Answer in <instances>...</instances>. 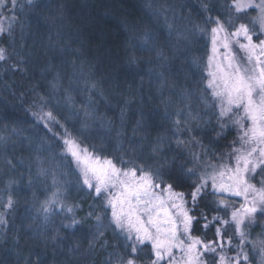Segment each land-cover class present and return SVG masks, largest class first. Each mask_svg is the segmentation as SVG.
<instances>
[{"label":"trees","instance_id":"1","mask_svg":"<svg viewBox=\"0 0 264 264\" xmlns=\"http://www.w3.org/2000/svg\"><path fill=\"white\" fill-rule=\"evenodd\" d=\"M16 2L15 11L4 10L0 14L6 26L10 23L7 18L13 15L24 24L23 31L19 24L13 25L11 37L0 35V47L8 52V59L0 61V214L3 217V223H0V264H23L24 257L29 255L34 264L37 256L43 264H105L110 254L125 251V241L115 229L106 227L104 236L89 251L96 222L86 214L90 211L89 205L99 206L102 201L82 185L80 173L65 151L64 129L78 138L80 146L100 157L113 159L118 167L128 166L119 163L121 157L153 164L152 147L158 138H161L163 148L155 154L159 163L164 162L161 157H175L176 164L183 162L200 172H211L213 169L208 165L234 164L233 150L242 147L241 137L249 129L244 112H233L218 121L219 112L212 107L215 103L207 91L204 59L200 57L197 64H192L191 53L185 57L180 52L176 59L172 54L169 32L159 26L162 20H168L167 16L182 12L192 27L193 36L200 33L199 44L209 51L210 32H198L193 25L204 24L203 5L206 3L212 8L209 14L221 19L225 18L222 13L230 9L224 0H34L32 6L27 0ZM61 11L63 19L57 20V25H62L59 40L61 44L65 40L72 41L70 48L65 47L63 56L58 54V46H50L57 40V28L44 19L59 16ZM249 17H241L242 22L247 23ZM169 21H166L167 25ZM125 25H135L138 34L144 28L152 30V36L158 42L155 46L164 47L167 55L172 56L166 67H159L153 49L139 45L128 47ZM77 47L82 48V55L71 53V48ZM131 51L144 57L139 65L127 64ZM72 61L76 62L75 65ZM81 61H84V75H74V70L77 74L80 72ZM91 64L97 67L89 75ZM149 68L154 70L152 74H149ZM157 71H163L167 81L162 88L155 74ZM57 72L60 73L59 81L55 79ZM85 80L98 81L103 96L97 90H86ZM185 91L191 96L190 107H186L189 102L182 99ZM69 95L71 101L67 100ZM89 96L94 101L96 114L112 121L111 131L91 119L88 120L89 127L81 130L85 116L80 109L87 105ZM205 97L209 98L207 105L202 99ZM169 99L170 103L165 105L163 101ZM177 108L184 112L181 121L187 119L185 114L189 111L199 117L189 120L191 132L183 130L181 124L178 138L186 141V146L178 147L175 143L177 134L173 120ZM121 109H125L123 123ZM47 111L57 117L59 124L45 125L37 118ZM141 118L142 126L134 135L133 129ZM221 123L225 125L223 131ZM118 132L120 136H117ZM193 137L195 141H192ZM193 153L199 157L198 161H193ZM9 160L11 165L7 163ZM188 183L177 190L188 192ZM255 183L259 185L258 179ZM57 190L58 199L65 206H80L75 209V219L81 223L75 228L61 226L66 224L65 215L71 214L59 210L50 215L47 225L44 224L41 205ZM9 195L14 202L11 208L7 207ZM219 198L207 195L199 201V208L209 220L217 214L213 201ZM97 211L104 214L103 222L107 226L110 210L104 212L98 207ZM222 213L218 214L223 216ZM192 214L199 216L200 212ZM204 223V220L194 223L193 234L206 241L216 239L211 224L206 230L201 228ZM56 229H59V235ZM246 231L252 242L264 239L261 235L264 218H257V224ZM53 236L57 237L55 242ZM74 244H79L80 253L70 257L68 249ZM142 249L138 264H146L149 259L150 246L145 244ZM245 250L253 264H260L255 254L260 252L259 248L246 246Z\"/></svg>","mask_w":264,"mask_h":264},{"label":"snow or ice","instance_id":"2","mask_svg":"<svg viewBox=\"0 0 264 264\" xmlns=\"http://www.w3.org/2000/svg\"><path fill=\"white\" fill-rule=\"evenodd\" d=\"M33 2L34 0H27L29 6H32ZM9 4L11 8L8 7ZM227 7L230 11L222 13L225 18L221 19L220 16H211L209 14L212 11L210 4H204L203 11L206 14L204 24L193 25V28L201 33L210 32L214 55L218 53L219 47L225 49L223 59L226 63L216 62L215 71H209L211 78L207 81V88L211 89V99L219 101L218 121L228 117L233 107H243L244 118H249L252 122V127L245 131L241 137L242 147L233 150L234 164H225L219 167L208 165L213 169L211 172H200L195 168L187 167L186 163L176 164L175 157L171 159L161 157L164 162L159 163L155 160V154L163 151V148L162 140L158 138L152 147L153 164L133 159L124 160L121 157L119 163L128 166L118 167L113 159L101 158L89 152L87 148H81L78 138L72 136L66 128L64 129L65 136L62 139L65 151L74 158L80 169L82 185L92 190L94 197L100 198L102 201L99 206L89 205L90 211L86 214L87 217H93L96 222L95 232L89 241V251L104 236L106 227L115 229L125 241L123 245L125 251L110 254L106 258L105 264H138L139 253L143 250L142 246L146 242L151 245L146 264H161L165 258H168L167 264H177L174 250L182 254L180 260L183 261V264H210V260L211 264H249L246 246L252 249L259 248L260 253L264 255V239L252 242L248 239L250 233L246 231V228L257 224L258 215L264 216V39H260L261 36H264V0H259L258 3L256 0H232V3ZM16 8V0H0V14L4 10L15 11ZM250 9L257 11L258 15L247 23L242 22L241 17L246 16ZM7 19L10 20L7 26L5 20L0 19V35L7 34L11 37L14 30L13 25L16 24H19L21 31L24 30V24L15 15ZM44 19L51 26L57 28L55 33L57 40L50 46H58L57 52L63 56L65 47L70 48L72 43L71 40H65L61 44L59 40L61 36L59 28L62 25L58 26L57 20L63 19V12L61 11L59 16H48ZM125 27L128 31L127 42L130 49L137 45L141 48H151L159 61V67H166L169 57L163 48L155 46L151 29L144 28L138 34L135 25H125ZM168 27L169 36H171L172 27L171 25ZM190 32L191 30H189ZM254 36L256 41L253 39ZM51 39L50 36L49 40L51 41ZM181 39L186 41L188 34L176 32L177 44ZM233 43L245 54L246 63L243 66L236 62L235 54L231 48ZM174 50L175 52L180 51L179 48ZM71 53L82 55V48H71ZM7 59V49L0 47V61ZM143 59L144 57L137 56L134 51H131L127 58V64L130 66L139 65ZM22 60L23 58H21ZM72 63L75 65L76 62L72 61ZM212 65L213 58L210 57V69ZM83 66L84 61H81L80 72L77 74L74 70V75H84ZM13 67L15 68L17 65H13ZM96 67V64H91L88 74L91 75ZM49 68H52L51 64H49ZM153 71L151 68L148 69L149 74H152ZM155 74L161 81L160 87L162 88L167 83L164 72L157 71ZM55 79L59 81V72L56 73ZM141 81H143V77H141ZM55 86L53 85V87ZM85 89L97 90L103 96L98 81L85 80ZM182 99L188 101L186 107H190L191 96L187 91L182 94ZM202 99L207 105L209 98ZM67 100L71 101L72 97L69 95ZM125 103L127 104L128 101ZM163 103L167 105L170 103V99ZM93 104L94 101L89 96L87 105L80 109L85 116L81 130L89 127L88 120L91 119L93 122L98 121L101 128L111 131L112 121L98 116ZM212 107L214 108L216 105L212 104ZM182 114H184L183 109L177 108L173 120L175 134H177L175 143L178 147L186 146V141L178 138V134L182 131L181 124H183V130L191 132L189 120L199 118L193 116L189 111L185 114L187 119L181 121ZM34 115L37 114L34 113ZM120 115L123 123L125 109H121ZM37 118L45 125L48 123L59 124V120L51 111L43 112ZM142 123L143 118L137 120L136 128L133 129L134 135ZM60 126L63 127V125ZM220 127L223 131L225 125L221 123ZM241 127H243L242 124ZM120 135L121 133L118 132L117 136ZM192 141H195L194 137ZM134 152L135 149H133ZM192 159L198 161L199 157L193 153ZM7 163L11 165L10 160ZM43 174L44 170L42 169L41 175ZM193 177L196 179L193 180ZM254 179H258L260 187L251 182ZM186 182H190L187 184L190 190L188 192L178 191L177 189L186 186ZM58 194L59 190L41 205L44 224L49 223L50 215L58 209L71 214L69 223H62L61 226L75 228L81 223L75 219V209L80 206H65L58 199ZM224 194L241 198L242 203L237 207L229 204L225 199L213 201L217 214L209 220L208 215L199 208V201L207 195L223 196ZM13 203V199L9 195L7 207L11 208ZM98 207H102L104 212L111 210L107 226L103 222L104 214L97 211ZM196 211L200 212L199 216L192 214ZM219 212H224L227 218L219 215ZM200 220L205 221L201 225V228L205 230L209 224L212 225L216 239L205 242L199 237L192 236L193 224ZM0 223H3L2 214H0ZM55 231L59 235V229ZM261 235L264 236V232ZM56 239V236L52 237L53 242ZM234 239L237 241L235 244L233 243ZM100 246L104 247L103 244ZM229 252H233L234 255H228ZM68 253L70 257L78 256L80 253L79 244H74L69 248ZM16 255L18 258L20 257L19 252ZM23 264H34L30 255L24 257ZM35 264H43L39 256H37Z\"/></svg>","mask_w":264,"mask_h":264},{"label":"rangeland","instance_id":"3","mask_svg":"<svg viewBox=\"0 0 264 264\" xmlns=\"http://www.w3.org/2000/svg\"><path fill=\"white\" fill-rule=\"evenodd\" d=\"M224 2L228 6V5H230L232 3V0H224ZM256 2L258 3L259 0H256ZM156 9H157V11H159V8L156 7ZM253 13L255 15H253ZM257 15H258L257 11L251 10V9L248 10V12H247L245 17H248V16H251V17H249L247 19V22L250 19L255 18ZM167 17H168V20H170L168 25L166 24V21H168V20H166V21L162 20V22L159 24V26L165 27L168 32H169V27L168 26L171 25V27H172V35L170 36V38L172 39V43H171L172 44L171 45L172 46L171 47L172 54H174L176 59H178V52H175V50H174L176 48L175 46L178 45L177 47L181 48L179 52H180V54H182V56L186 57V56H189V53H191L190 54V59H191L190 61L192 62V64H195V63L197 64V62L201 58H203L204 59V64L206 63L207 81H208V79L211 78L209 76V71L210 70L211 71H215V67H214L215 63L216 62L226 63V61L223 59V54L225 53V49H223L222 47L218 46L219 47V51H218L217 54L214 55L213 51H212L213 45H212L211 38H210V46H209L210 50L209 51H208V49L206 47L204 48V46L200 45L199 42L202 39V37L200 36V33L198 34L197 37L193 36L192 27H191L189 21L187 20V18L184 16V14L182 12H178L177 14H175V13L171 14V16H170L171 18L169 16H167ZM233 18L235 19V14L234 13H233ZM189 30H191L190 33H189ZM257 31H258V29H257ZM176 32H185V33H187L188 34V39L186 41L181 39L180 43L177 44ZM209 37H211V34L209 35ZM253 39H254V41H256V37L255 36L253 37ZM260 39H264V36H261ZM157 43L155 42V44H157ZM157 48H163L164 49V47H161V46H159ZM231 48H232V52L235 54L236 62L240 63L242 66L245 65V63H246L245 54L234 43L231 45ZM168 57H169V59H171L172 56L168 55ZM210 57L213 58V65L211 66V69H210V66H209V58ZM169 59H168V61H169ZM189 64H191V63H189ZM179 74L180 73H178V76H179ZM207 91H208L209 96L211 97V89L208 88ZM212 101H214V100H212ZM214 103L216 105V110L219 112V107H220L219 101H214ZM238 111H240L243 114V112H244L243 107H239V108L233 107L231 113H233V112L235 113V112H238ZM244 117H245V114H244ZM244 119H245L246 122L249 123V129H250L252 127L251 120L249 118H244ZM81 148H83V147L81 146ZM88 151L91 152L90 150H88ZM70 158H71V161L73 162V164L75 165V167L77 168V171H79V173H80V169L77 167V164H76L74 158H72L71 155H70ZM101 158H103V157H101ZM81 179H82V177H81ZM251 182L255 183V179L252 180ZM257 187H260V184L257 185ZM219 197H220L219 199H225V200L228 201L229 204L235 205L237 207L239 206L240 203H242V199L241 198L232 197V196H230L228 194H224L223 196H219ZM110 213H111V210H110ZM222 214H223V216H225L224 212ZM225 218H227V217L225 216ZM257 218L261 219V218H264V216L258 215ZM65 219H66V224L69 223L70 215H68V216L65 215ZM191 234H192L193 237H199L200 239H202L205 242L211 241V240L206 241L203 237L194 235L193 231H192ZM212 240H214V239H212ZM236 242L237 241L234 239L233 243L235 244ZM146 244L149 245L150 248H151V245L149 243L146 242ZM255 254L258 255V260H259L260 264H264V255H262L260 252L258 253L257 251L255 252ZM181 255L182 254L179 251L174 250V256L177 259V264H183V261L180 260ZM228 255H234V253L233 252H229ZM167 259L168 258H165V260L162 261L161 264H167ZM209 260H210V258H209ZM210 264H211V260H210ZM249 264H253V262H251V260H250V255H249Z\"/></svg>","mask_w":264,"mask_h":264}]
</instances>
